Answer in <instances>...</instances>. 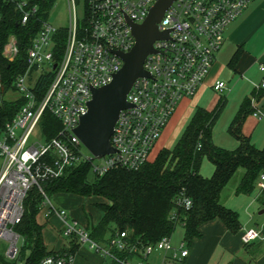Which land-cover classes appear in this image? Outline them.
Returning <instances> with one entry per match:
<instances>
[{"label":"built area","instance_id":"obj_1","mask_svg":"<svg viewBox=\"0 0 264 264\" xmlns=\"http://www.w3.org/2000/svg\"><path fill=\"white\" fill-rule=\"evenodd\" d=\"M5 1L13 4L21 24H26L39 9V0ZM67 1L69 26L65 28L67 36L61 56L56 54V40L63 27L55 28L45 18L27 49L25 71L13 80L14 91L23 102L15 115L0 126V239L7 242L6 256L13 259L17 255L21 237L13 226L21 221L24 199L36 186L44 196V217L55 213L65 237H75L103 257L118 264H146L153 251L169 252L171 260L184 258L188 252L185 242L174 248L167 237L140 247L128 239L127 231H122L105 244L97 243L67 209L51 202L41 183L62 177L85 161L95 175L115 168L137 170L149 162L150 153L179 101L193 95L210 72L215 53L223 44L225 28L253 0H173L157 24L158 31L167 32V37L153 42L154 51L143 62L149 76L135 79L126 96L130 106L120 110L115 122L110 137L114 151L87 159L74 128L87 112L91 89L112 81L123 64L116 51L128 52L135 44L130 22L142 23L157 0H85L81 21L75 0ZM2 54L9 61L17 56L14 35L9 36ZM45 76L47 84L41 90L37 83ZM212 88L222 92L226 82L217 80ZM46 111L61 125L50 138H46L40 125ZM94 158L99 164H93ZM257 186L264 188V174ZM173 201L176 208L192 206L183 188ZM170 217L176 219L177 214ZM259 237V231L250 228L243 232L241 240L247 244ZM114 249L141 256L118 258L112 252ZM73 259L70 252L54 253L37 264H73Z\"/></svg>","mask_w":264,"mask_h":264},{"label":"trees","instance_id":"obj_2","mask_svg":"<svg viewBox=\"0 0 264 264\" xmlns=\"http://www.w3.org/2000/svg\"><path fill=\"white\" fill-rule=\"evenodd\" d=\"M53 2L39 0L38 12L26 24H21L13 4L0 0V126L15 115L23 102L18 96L5 100L4 93L8 89L14 90L15 76L25 71L27 49L41 21L47 18ZM10 35L15 36L18 47V54L13 61L7 60L2 54ZM66 36V29L61 28L56 40L58 57L65 47ZM46 84L47 76L41 77L37 87L42 90ZM249 102V97L244 99L229 125V130L239 142L235 150L217 146L211 140L212 127L225 106V100L220 98L211 110L198 106L175 145L171 149H162L153 161L137 170L115 168L103 175H94L90 180V164L85 161L70 168L62 177L42 182L41 186L48 197L56 193H70L107 200L94 203L102 216L96 225L88 228L90 237L100 244L107 243L116 232L127 231L128 239L143 247L156 243L162 237L170 238L177 225L183 227V240L188 244L200 236L201 224L215 218L235 233L240 229L238 213L227 208L222 201L227 185L234 174L242 169L235 193L248 194L257 185L260 175L264 174V147L254 146L238 131L244 108ZM40 125L46 138L55 136L61 127L48 111L43 114ZM204 158L210 160L214 167L209 177L200 173ZM182 188L192 200L189 209L176 208L173 204L174 197ZM43 199L36 186L28 191L24 199L23 217L13 226L21 237V243L16 257H8L5 264H37L46 255L64 252L48 250L44 244L42 226L36 220ZM256 199L264 207V188L259 189ZM172 213L177 214L176 219L170 217ZM74 238L70 240V253L78 245ZM112 252L118 258L141 256L139 253L115 249ZM109 260L110 264H118L113 259Z\"/></svg>","mask_w":264,"mask_h":264},{"label":"crops","instance_id":"obj_3","mask_svg":"<svg viewBox=\"0 0 264 264\" xmlns=\"http://www.w3.org/2000/svg\"><path fill=\"white\" fill-rule=\"evenodd\" d=\"M223 37V44L215 53L210 72L197 89L198 97L195 99L197 105L190 115H193L198 106L208 110L213 109L214 107L201 105V96L208 89L213 90L215 81H225L226 88L219 99L225 100V105L227 101L230 102L231 113L236 111V114L244 99L250 98V102L244 108L238 131L254 146L264 147V86L261 85L264 82V69H261L264 68V0L251 1L246 9L228 24ZM182 109L183 107L176 106L173 114L177 112L179 114ZM254 112L258 114L255 115ZM161 140L162 135L156 143ZM154 159L152 158L151 161ZM257 192L235 193L234 186L223 195L224 205L238 213L240 229L237 232H230L223 222L215 218L200 225V236L194 238L188 245L184 243L188 251L184 258L171 260L169 252L153 251L148 255L146 264H264V211L260 213L264 207H261L256 199ZM73 195L75 194L56 193L52 196L58 203L51 202L69 211L68 207L63 205V200ZM50 216L53 217V214L48 217ZM54 219L57 220L58 230H62V222L57 216ZM77 221L88 229L96 225L99 220L94 224L88 220ZM250 228L257 229L260 237L244 244L241 236ZM42 236L46 248L54 252H68L71 247L70 240L74 238L53 239L50 229H42ZM180 243L172 246L177 248ZM72 254L73 264H110L111 262L109 258L103 257L87 244L79 242Z\"/></svg>","mask_w":264,"mask_h":264},{"label":"rangeland","instance_id":"obj_4","mask_svg":"<svg viewBox=\"0 0 264 264\" xmlns=\"http://www.w3.org/2000/svg\"><path fill=\"white\" fill-rule=\"evenodd\" d=\"M76 5V13L78 20L81 21L83 17L85 16V0H75ZM47 21L55 28H66L69 26V4L67 0H54L53 4L48 10V16ZM17 92L13 89H8L4 93V99L5 100H12L15 97H17ZM219 96L222 97V92L213 91L211 89H208L203 93L201 96V105L206 106L208 108L215 107L219 101ZM198 94L197 91L193 95L185 96L183 97L179 104L177 105V108L183 107L181 112H177V114H172L169 118L168 122L166 123L165 127L163 128L161 134L162 140L158 143H156L150 153L149 162L152 158H155L159 151L162 149H171L177 140L179 139L181 133L183 132L185 126L187 125L190 114H192V110L197 105V102L195 99H197ZM234 111L231 113V103L227 101V104L224 106L222 111L220 112L218 118L216 119L212 130H211V140L212 142L220 147H224L230 150H235L239 143L236 139L234 133H232L231 130H229V125L234 118L235 115ZM175 113V112H173ZM164 131V132H163ZM34 139H37L34 138ZM81 151L83 154L84 159L87 158H93V155L90 153V151L85 147L81 146ZM93 164H99L98 159H92ZM88 171V178L90 180L94 177V171L91 166H89ZM242 169H239L232 179L230 180L229 184L227 185L226 192L229 191L232 187L236 185L238 182L240 176L242 175ZM213 172V164L210 160L207 158H204L201 166H200V173L203 176H210ZM259 191V188L257 185L254 186L252 191L250 193H256ZM49 199L53 201L55 204L58 201L53 198L52 195H49ZM107 202V200L97 197H81L78 195L68 196L65 197L63 200V205L65 207H68L69 211H71L70 216L71 218L79 221H89L93 224L96 223L100 216L101 211L95 208L94 203L95 202ZM42 205V204H41ZM44 208H41L39 213L36 216L37 222L42 226V229H50L52 238H66L62 234V230H58V223L56 218V214H53V217H44L43 216ZM51 214V215H52ZM56 215V216H55ZM58 217V216H57ZM59 218V217H58ZM60 220V219H59ZM61 221V220H60ZM183 240V228L181 225H177L170 237V242L172 245H178ZM20 241L18 245H20ZM186 245L187 242H185ZM6 246L7 242L3 239H0V264H5L4 262L8 261V257L6 256Z\"/></svg>","mask_w":264,"mask_h":264},{"label":"water","instance_id":"obj_5","mask_svg":"<svg viewBox=\"0 0 264 264\" xmlns=\"http://www.w3.org/2000/svg\"><path fill=\"white\" fill-rule=\"evenodd\" d=\"M172 1L157 0L142 23L130 22L135 44L128 52L116 51L123 64L114 74L112 81L91 89L87 112L80 117L74 133L93 157L100 158L114 151L110 137L115 122L120 110L130 106L126 96L135 79L149 76L143 68V62L146 56L154 51L153 42L167 37V32L158 31L157 24ZM263 211L262 209L260 213Z\"/></svg>","mask_w":264,"mask_h":264}]
</instances>
